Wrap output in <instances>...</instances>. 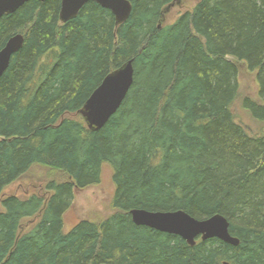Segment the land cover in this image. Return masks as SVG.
<instances>
[{"label": "trees", "instance_id": "16d2710c", "mask_svg": "<svg viewBox=\"0 0 264 264\" xmlns=\"http://www.w3.org/2000/svg\"><path fill=\"white\" fill-rule=\"evenodd\" d=\"M129 1L119 26L95 2L66 23L61 0H31L0 19V50L25 36L0 79V264H264V133L251 134L232 109L244 62L259 93L243 107L264 123V0H200L166 26L178 0ZM130 60L123 104L90 130L79 111ZM106 164L116 211L65 231L76 189L98 184ZM37 165L68 178L50 181L49 196L4 195ZM132 209L221 214L240 244L192 246L136 225Z\"/></svg>", "mask_w": 264, "mask_h": 264}, {"label": "water", "instance_id": "95a60500", "mask_svg": "<svg viewBox=\"0 0 264 264\" xmlns=\"http://www.w3.org/2000/svg\"><path fill=\"white\" fill-rule=\"evenodd\" d=\"M29 1L31 0H0V19L5 15L15 13ZM89 2H95L110 10L115 17L117 26L125 23L133 11L132 3L129 0H61V21L66 23L77 18ZM24 43V34H16L0 50V79L9 68L13 55L23 48ZM134 76L133 61L130 60L109 73L94 90L79 111L90 130L99 131L117 113L134 83ZM130 214L136 225L180 236L192 246L199 238L202 241L216 238L234 246L240 244V240L230 231L229 220L221 214H215L203 220L196 219L183 210L155 212L132 209Z\"/></svg>", "mask_w": 264, "mask_h": 264}, {"label": "rangeland", "instance_id": "374dc122", "mask_svg": "<svg viewBox=\"0 0 264 264\" xmlns=\"http://www.w3.org/2000/svg\"><path fill=\"white\" fill-rule=\"evenodd\" d=\"M200 0H178L169 5L164 11L161 19V26H166L184 12L192 10ZM239 67V96L232 109L236 120L241 123L251 134L264 133V123L256 121L251 114L243 107L245 97L258 99L259 84L257 72L248 69L244 62H237ZM68 176L55 169L41 165L34 166L20 179L10 184L4 191V195L15 194L21 198H26L33 194L50 195L46 190V185L52 181H66ZM115 193L113 182V168L106 164L103 167L101 180L98 184L91 185L85 189H76L72 205L64 216L65 231H69L79 220H101L112 215L116 210L112 208L111 202ZM1 208V202H0ZM30 219L24 222L23 228L30 227Z\"/></svg>", "mask_w": 264, "mask_h": 264}, {"label": "bare ground", "instance_id": "6f19581e", "mask_svg": "<svg viewBox=\"0 0 264 264\" xmlns=\"http://www.w3.org/2000/svg\"><path fill=\"white\" fill-rule=\"evenodd\" d=\"M61 8V7H60Z\"/></svg>", "mask_w": 264, "mask_h": 264}]
</instances>
